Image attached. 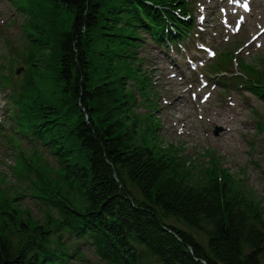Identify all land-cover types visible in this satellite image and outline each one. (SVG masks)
Listing matches in <instances>:
<instances>
[{"label":"trees","instance_id":"16d2710c","mask_svg":"<svg viewBox=\"0 0 264 264\" xmlns=\"http://www.w3.org/2000/svg\"><path fill=\"white\" fill-rule=\"evenodd\" d=\"M156 5L186 11L184 0H38L31 9L13 120L61 167L62 185L42 199L57 211L56 230L86 238L109 264H264L261 203L217 167L197 177L144 143L130 70H113L117 59L135 60L134 23L155 37L146 22L163 21ZM36 66L50 90L34 81ZM10 208L0 202V264L62 263L50 222L23 221Z\"/></svg>","mask_w":264,"mask_h":264},{"label":"rangeland","instance_id":"374dc122","mask_svg":"<svg viewBox=\"0 0 264 264\" xmlns=\"http://www.w3.org/2000/svg\"><path fill=\"white\" fill-rule=\"evenodd\" d=\"M193 2L196 25L194 37L185 43L187 49L180 46L179 52L172 48L165 50L152 43L147 34L139 33L141 39L138 42L141 47L138 54L143 61L142 67L147 70L152 82L155 92L152 100L156 108L146 107V102H142L137 106V112L145 115L150 113L152 118L158 119L155 135L159 142L163 146L174 147L172 150L185 158L189 165L196 162V174L202 175L203 170L211 167V162L213 166L226 168L239 180L241 188L252 191L253 196L264 207V102L243 86L247 83L239 87L246 79L236 76L239 71L238 62L241 61L264 74V41H256L257 44L248 52H245L247 45L244 43V29L251 27L247 25L248 21L260 19L261 14L254 10L248 17L241 15L228 20L224 29L216 23L220 21V12L218 19L211 20L214 10L208 3L211 0ZM205 3H208L209 8L204 9ZM42 6L46 7L45 4ZM241 8L245 10V5ZM244 18H247V22ZM64 19L63 16L62 21ZM221 19L225 20V17ZM22 20L21 12L9 0H0V72L11 75L12 78L24 74L22 60L26 43L25 32L21 28ZM254 25L255 22L253 29ZM215 28L219 30L216 38ZM223 52H234L235 57H238L232 60L226 73L219 72L220 67H215L216 58L221 57ZM166 67L170 69L168 76L174 79V84L182 87L178 94L182 97L179 109L172 108L168 103L173 98L171 95L174 90L167 87V78L163 77L162 70ZM19 68V73L14 74ZM38 70L39 75H34V79L39 81L38 86L50 90L49 81L39 68ZM222 82H227V85ZM5 94L0 93V110L6 104L5 96L8 91ZM34 94L36 95L35 92ZM135 95L141 99L138 93ZM4 114H0L6 120L0 132V196H7L22 219L45 224L48 210L35 197L34 186L41 183L39 176L55 180L58 166L36 135L28 132L17 134L16 127L5 118L7 114ZM218 115H225V121H216ZM177 116L186 121L185 135L178 134L177 130L183 123L177 122ZM216 128L221 129L217 136L213 134ZM11 132L16 135L8 137ZM9 144L13 149H10ZM196 235L201 241L204 240L202 234ZM59 241L69 253L66 264H107L85 240L63 233Z\"/></svg>","mask_w":264,"mask_h":264},{"label":"bare ground","instance_id":"6f19581e","mask_svg":"<svg viewBox=\"0 0 264 264\" xmlns=\"http://www.w3.org/2000/svg\"><path fill=\"white\" fill-rule=\"evenodd\" d=\"M214 3H215V11H213L212 13V18L211 20L214 21L215 19H218L219 18V12H224L226 13L227 15L229 14H234V15H237V14H240L241 11L239 9H234L233 8V4L234 3H237V2H241L242 0H213ZM250 2L252 4L255 5V7H261V3L258 1V0H250ZM263 13H264V7H261ZM263 34H264V31H263ZM162 74L165 78H167V80L170 82L168 83V87L169 89H173L174 90V93H173V99L171 100V102L169 103L170 106L172 108H176L179 109V104L181 103L182 101V98L177 96V94L179 92H181L182 88L180 85H173L172 81H173V78L172 77H168L169 75V72H170V69H168L167 67L164 68V70H162ZM178 119L181 120V117L178 116ZM217 121H220V122H223L225 120V116L223 115H218V118H215ZM182 129H184V122H183V126L180 127V129H178V132L179 133H182Z\"/></svg>","mask_w":264,"mask_h":264}]
</instances>
